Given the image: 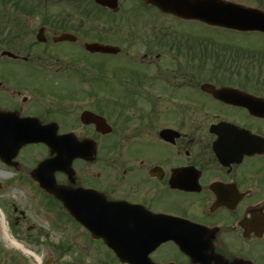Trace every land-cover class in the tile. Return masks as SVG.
Returning <instances> with one entry per match:
<instances>
[{
    "label": "flooded vegetation",
    "instance_id": "obj_1",
    "mask_svg": "<svg viewBox=\"0 0 264 264\" xmlns=\"http://www.w3.org/2000/svg\"><path fill=\"white\" fill-rule=\"evenodd\" d=\"M26 1L48 16L24 20ZM135 1L0 0V190H26L61 234L42 245L26 227L42 264H264V33L130 20ZM25 119L81 154L46 187L34 172L56 153L3 141ZM12 207L21 236L26 212Z\"/></svg>",
    "mask_w": 264,
    "mask_h": 264
},
{
    "label": "rangeland",
    "instance_id": "obj_2",
    "mask_svg": "<svg viewBox=\"0 0 264 264\" xmlns=\"http://www.w3.org/2000/svg\"><path fill=\"white\" fill-rule=\"evenodd\" d=\"M135 3L137 4L136 12H134L130 18V20H152L164 17L160 15V13L154 10H144L141 9L140 4L138 1ZM123 11V10H122ZM118 12L115 14V18L122 19L125 18L126 15L123 12ZM43 15L47 16L48 14L42 13ZM54 17L56 20H63L65 18V12L63 10V6H57L55 11L53 12ZM91 16L94 18L95 15H100L95 11L90 12ZM98 18V16H95ZM128 18V17H127ZM127 18H125L127 20ZM91 19V18H90ZM164 19V18H163ZM27 20V19H26ZM37 21L35 18L31 19ZM36 26L37 24H33ZM84 59L89 60H99L101 63H106L107 67H115V60L113 58H90L87 56H82ZM125 68H128L125 66ZM1 182V179H0ZM10 186L7 190L8 193L0 190V262L2 264H36L35 259L41 261L43 263L44 258L42 256L43 253L46 255V250H43L42 246L35 248L32 245V239L35 236V232H26L27 226L36 227L38 230L42 232V236H40V244L46 243H54L61 239V234L56 233V231H52L51 226V219L49 214L36 202H29L28 196L26 195V190H19L12 188ZM15 203V207L18 211H25L26 212V219L24 220V230L21 236H18L14 231L10 230V226L14 224L13 221L7 220V216L12 214L13 207L12 204ZM17 211V212H18ZM60 234V235H59ZM8 236L9 240L5 238ZM6 236V237H7ZM10 241H13L14 244H11ZM20 248V249H18ZM23 249L29 250L35 255V258L29 256L24 253ZM47 257V255H46Z\"/></svg>",
    "mask_w": 264,
    "mask_h": 264
},
{
    "label": "water",
    "instance_id": "obj_3",
    "mask_svg": "<svg viewBox=\"0 0 264 264\" xmlns=\"http://www.w3.org/2000/svg\"><path fill=\"white\" fill-rule=\"evenodd\" d=\"M98 4L105 5L104 0H95ZM117 0H113V3ZM146 4L157 7L160 11L175 15L185 20H199L210 25H219L225 28L237 30H261L264 31V14L256 10L246 9L222 3L218 0H145ZM68 36H61V41ZM91 51H107L106 48L90 46ZM28 137V138H27ZM21 139L18 146L36 142L32 140L34 135H28ZM45 143H49L44 140ZM60 160L45 161L35 172V179L44 184V178L40 177L48 169H59ZM62 200V199H61ZM63 201V200H62Z\"/></svg>",
    "mask_w": 264,
    "mask_h": 264
},
{
    "label": "bare ground",
    "instance_id": "obj_4",
    "mask_svg": "<svg viewBox=\"0 0 264 264\" xmlns=\"http://www.w3.org/2000/svg\"><path fill=\"white\" fill-rule=\"evenodd\" d=\"M6 236H7V235H6ZM6 236H5V238H7V240H9L8 236H7V237H6ZM10 243H11V244H14L13 241H10ZM18 249H20V248H18ZM23 251H24L25 254H27V255H29V256H34L33 253L30 252L29 250H25V249H23Z\"/></svg>",
    "mask_w": 264,
    "mask_h": 264
},
{
    "label": "trees",
    "instance_id": "obj_5",
    "mask_svg": "<svg viewBox=\"0 0 264 264\" xmlns=\"http://www.w3.org/2000/svg\"><path fill=\"white\" fill-rule=\"evenodd\" d=\"M25 13H26V11H25Z\"/></svg>",
    "mask_w": 264,
    "mask_h": 264
}]
</instances>
